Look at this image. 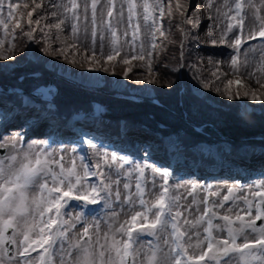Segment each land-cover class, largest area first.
<instances>
[{
	"label": "snow or ice",
	"instance_id": "6c2138e0",
	"mask_svg": "<svg viewBox=\"0 0 264 264\" xmlns=\"http://www.w3.org/2000/svg\"><path fill=\"white\" fill-rule=\"evenodd\" d=\"M99 0H91V42H87V37L83 39L80 36L81 9L80 0H61L54 5L59 12L53 13L57 16L55 23L45 25L41 28L43 42L45 47L43 51L52 55V44L59 42L61 47L56 49L60 55L68 59L67 52L69 49H82L85 54L91 52V56L85 55V61L88 63H98L99 59L105 64L113 61L115 57L120 56L122 47L120 46L121 37L117 35V30L111 23L107 24V31L110 33L108 45H105V37L100 35L99 46H97V4ZM108 11L107 16L112 17L115 7V0H107ZM127 4L128 23L132 27L133 18L137 16V8L143 9V20L149 37L148 44L141 43L139 45L138 54L129 58L125 54L121 63L130 65L131 60H141L147 65L149 76L153 75L152 56L157 49V34L160 37L165 36L162 25L157 23V17L154 13L159 11V18H163L165 10L160 0L156 3H150L149 0H142L138 4L137 0H124ZM252 5V0H248ZM214 0H208L207 7L212 8ZM32 10L27 13L28 28L23 30V36L30 41H35L36 28L33 24L39 26L41 20H33V13L42 7V0H31ZM20 2L13 0H0V29H3L4 35L0 36V60H10L15 45V29L20 28L19 21L16 22L11 39L6 41L9 36V22L15 19L13 10L19 8ZM227 11L222 15L229 21H236L239 25L241 33L243 32L244 15L242 14L245 7V0H223L222 5ZM254 6V5H253ZM7 7V18L3 13ZM24 8H28L29 4L24 3ZM261 7H264V0H261ZM88 0H83V18L88 19ZM184 6L177 0L176 10L180 11ZM220 14V9H216ZM257 13L259 8L256 9ZM233 13V15H229ZM168 15H172L171 3L168 5ZM181 15H184L181 12ZM120 16L123 18V6L121 7ZM218 18V17H217ZM256 20L259 21V32L253 31L248 39H255L257 35L264 37V18L257 15ZM43 19V17H41ZM211 19V17H209ZM151 23H148V22ZM184 23L192 24L199 27V21L192 18H186ZM70 24L71 43L66 41L69 38L61 39L64 32V25ZM234 25L228 23L226 28L220 32L219 39H210L213 46L217 44L228 43L229 47L235 48L237 54L241 46L239 37L228 41L227 35L232 31ZM45 28L47 31H45ZM55 29L56 34L53 39L50 35L51 30ZM140 25L137 23L132 27V42L129 44L127 40L125 45L135 47V41L139 39ZM183 32L184 30L181 29ZM87 28H85V33ZM128 35L127 31L123 34ZM186 36L187 33L185 32ZM213 35L212 31L208 32L209 38ZM8 47L5 50V43ZM76 53H73L75 55ZM147 57L148 59H145ZM75 63V61H70ZM247 63V62H245ZM238 55L231 57L230 66L233 74L239 73ZM92 70V69H90ZM108 71V68H103ZM131 67L123 72L125 78ZM257 71L264 75V64L257 68ZM216 76V72L212 73ZM253 76L254 73H250ZM217 79L219 77L217 76ZM154 79H150L149 83H155ZM256 83L261 84L260 79H256ZM228 86H242L241 80H228ZM204 87H208L205 83ZM220 91L219 88L216 89ZM229 100L237 98L239 93L234 97L228 91ZM245 96L252 100H261L255 92L244 93ZM20 138V139H17ZM2 139V138H0ZM88 146L92 149V154L97 157L94 165L95 171L84 163V157H79V164L75 156H71L66 161L63 154H59L54 150H49L47 141L32 142L23 147L21 133L17 132L13 138L4 140L0 143V148L11 147L12 151L6 156H0V245L6 242L16 244V237L22 236L20 243L25 247L21 256L28 254V249L35 247L43 248L45 245V254L39 257L40 264H53L52 256L59 255V264H264V227H256V221L264 219V181L255 183V190L250 192L252 197H259L258 203L255 204L256 214L253 219L244 222V216L237 214L235 219L230 215H219L214 211L217 207H223V202H227L233 197L234 188L227 189V195L222 197L221 203L209 204L208 197H220L219 191H207V195L202 200L205 205L203 211L194 219H189L184 215L190 209L181 203L183 197L179 193L180 185H169V173L167 170H161L148 164L133 163L130 169H125V165L129 164V159L123 156L118 157L117 154L111 155L107 152L97 150V145L91 140L87 141ZM18 145H21L18 147ZM76 153L75 147L70 150ZM7 161V163H5ZM115 171L117 176L131 177L136 173L135 182V199L131 192V184L125 182L123 188L126 190L125 201L131 205L130 219L125 220L118 225L114 220L107 221V231L101 230L100 219L89 217L84 211L87 206H100L101 211H105L107 215L108 209L112 208V199L119 201L121 193L119 179L113 180L112 173L106 172L104 169ZM151 168L153 177L159 175L162 183L157 185L155 178L151 181V188L148 187V179L145 170ZM91 177H99V183H91ZM113 185H116L115 189ZM197 185L192 184L187 190V196H192V204H196L195 193ZM148 197V198H146ZM247 204V215H252L253 201L247 196L242 197ZM78 202L80 211L70 213L69 208L75 210ZM139 204V210L136 204ZM199 211V208H198ZM231 211V209H229ZM113 218L117 214L111 213ZM214 220H221L223 224H215ZM240 222L239 227L236 223ZM81 228L77 230V225ZM199 228H203L204 236L201 239ZM11 229V236L6 235ZM191 229H196V242L193 244V235ZM258 233V236L250 241L247 232ZM214 232H226V237L216 236ZM35 234V238L33 235ZM135 234V235H134ZM142 236H150L153 241H143ZM243 237L242 242H238ZM57 245L59 246L57 248ZM147 245V248H146ZM163 245V246H162ZM167 248V251H165ZM194 248L198 253H190L189 249ZM257 249L256 252L253 250ZM7 254V249H3ZM46 256L48 257L46 259ZM2 264V260H0ZM24 264H32V261L25 260Z\"/></svg>",
	"mask_w": 264,
	"mask_h": 264
},
{
	"label": "rangeland",
	"instance_id": "374dc122",
	"mask_svg": "<svg viewBox=\"0 0 264 264\" xmlns=\"http://www.w3.org/2000/svg\"><path fill=\"white\" fill-rule=\"evenodd\" d=\"M8 0H6L7 4ZM13 2H17V0H13ZM20 2V7L13 10V16L15 19L9 22L8 32L9 36L6 38L11 39L13 28L17 21L21 24L20 28L15 29V41H20L25 43L23 45L24 48L28 49L27 56L31 60L42 61L44 60V67L47 71L50 72V75L55 74L57 79H63L64 82L75 83L76 86L80 88H85L90 91L94 90L101 92L102 87L106 85V82L111 88V90L116 92H124L128 91V95L135 96L145 100H154L156 99V93L162 92V88L166 85L159 81L158 78L149 76L147 72V65L144 61L141 60H131L130 65H124L121 63V59L125 54H128L131 59L132 56L138 54L139 45L143 42L145 45L148 44V34L145 28V21L143 20V9L137 8V16L133 18L132 27H135L137 23L140 25V33L139 39L135 41V47H130L125 45L124 41L127 40L129 44L132 42V27H129L128 23V12H127V4L124 3V0H115V7L113 9L112 17L107 16L108 11V3L107 0H99L97 4V46H99V37L103 35L105 37V45L107 47L110 33L107 31V24L110 22L111 25L116 28L117 35L121 37L120 46L122 47V51L120 56L115 57L113 61H110L108 64H105L103 60L99 59L97 55L98 63H88L85 61V55L91 56V52L85 54L82 49H69L67 52L68 59H65L64 56L60 55L56 49L61 47L59 42H54L52 44V49L50 51L53 52L52 55H48V57L44 56L41 53V48L38 49V53L41 57H37L36 50H31V45L38 42L40 43L42 49L45 47V44L42 39L41 28H44L45 25H51L56 22L57 16H53V13H58L59 10L54 6L61 2V0H42V7L36 10L33 13V20L40 19V25L37 26L35 24L32 27H35L37 30L35 32V41H30L26 37L23 36V30H26L29 26L27 23L28 17L27 13L32 10L31 0H18ZM66 2V0H65ZM81 2V9L78 11L81 14L80 27L81 32L80 36L82 39L86 36L87 42H91V0H88L89 8L87 17L88 19L85 21L83 18V0ZM150 3L155 4L156 0H149ZM28 3L29 7L24 8L23 4ZM137 3H142V0H137ZM160 3L163 5L165 10L164 17H168V5L171 3L172 11L176 10L177 0H160ZM184 8H182L179 13H185L183 16L186 18H192L194 20L199 21V27H195L191 24V26H187L185 24L184 33L187 35L183 36L182 34V45L181 48H184L185 51H188L190 54V58L182 63L184 65L182 68L178 65V61L173 59V62L168 64V68L170 71L178 72V75H182L185 79V82L188 86V89L191 94L201 97L206 103L213 107H217L219 105H223L228 102L230 104L238 103L240 110L245 109L246 111L254 112L256 114H261L264 116V87H261L260 84L256 83V79H260L261 84H264V75L261 72L257 71V68L264 64V37L256 36L255 39H248V37L255 32H259V21L256 20V16L264 18V7H261V0H252V5L248 3V0H245V7L243 11V15L245 17L243 23V32L241 33L239 25L236 24V21H229L224 18L222 15L223 12L227 11L222 5L223 0H214V4L212 8H208V0H179ZM254 5V6H253ZM123 6V18L120 16L121 7ZM220 9V14L217 13L216 9ZM259 8V12L257 13L256 9ZM177 11V10H176ZM4 17L7 18V7H5V11L3 13ZM229 15H233V13H229ZM154 16L157 17V23L162 25V30L165 32L164 37H160L157 34L158 44L157 49L153 52L152 56V70L156 59V52L159 49L160 44L163 45L162 40L164 38H168L169 32H172L170 27L171 21L167 19L165 22L164 17L159 18V11L154 13ZM43 17V19H41ZM211 17V19H209ZM218 17V18H217ZM185 18V19H186ZM148 23H151L150 21ZM228 23H232L234 25L231 32L228 33L227 39L228 41L233 40L236 37L241 39V46L239 53L237 54L235 48L229 47L228 43L225 44H217L213 46L210 43V39H219L220 32L226 28ZM64 32L61 34V39H67V43H71V29L70 24H66L64 26ZM180 25H177L176 28H179ZM85 28H87V32L85 33ZM45 31L47 29L45 28ZM127 31L128 35L125 37L123 34ZM212 31L213 35L211 38L208 36V32ZM56 30L52 29L50 35H52L53 39L55 37ZM191 35L193 41L192 46H187L188 35ZM4 35L3 29H0V36ZM14 41V42H15ZM27 44V45H26ZM8 44L5 43V50L7 49ZM73 53H76L73 55ZM17 51L13 50L10 55L12 59L10 60H0V69L2 70H10L16 64L18 65L19 55H17ZM233 55H238L239 61V73L233 74V69L230 66L231 57ZM174 58V57H172ZM145 59H148L145 57ZM75 61V63L70 62ZM247 62V63H245ZM107 67L108 71H104L103 68ZM124 67L125 69L131 67V71L129 72V79H132L130 82V86H128L124 80V78H115L114 72L117 68ZM92 69V70H90ZM134 70V71H132ZM216 72V76H213L212 73ZM28 73V72H26ZM25 73V74H26ZM39 73V72H38ZM250 73H254L253 76H250ZM217 76L219 79H217ZM54 77V78H55ZM108 77V78H107ZM150 79H154L155 83H149ZM167 80V78H165ZM165 80V81H166ZM228 80H241L242 86L237 87L236 85L228 86ZM50 81V80H49ZM48 81V82H49ZM55 91L57 80L54 83ZM60 83V82H58ZM207 83L208 87H204V84ZM61 85V83H60ZM38 88V87H37ZM35 88V89H37ZM219 88L220 91L217 92L216 89ZM230 91L235 97L237 93L239 96L232 100H229L227 97V92ZM251 94L255 92L258 96L261 97V100H252L249 97L245 96L244 93ZM3 93V90L0 89V94ZM46 92H44L45 94ZM22 102L24 105L31 106V108L27 112V116H24V119L20 123L17 124L19 117L14 114L20 113L18 112V106L14 105V107H9V102L3 101L0 98V143L4 140H8L14 137V134L19 132L21 133V138L23 141L22 146L27 147L29 143L39 142V141H47L49 144V150H54L59 154H63L66 157V161L69 157L75 156L77 159V163L79 164V157L83 156L84 163L89 164L90 167L95 171L94 165L96 163L97 157L92 154V149L89 148L87 141L91 140L93 143L97 145V150L101 152H107L110 155L112 153L117 154L118 157L123 156L129 159V164L125 165V169H130L133 163L139 164H148L150 166L157 167L161 170H167L169 173V185L177 186L180 185L179 193L183 198L181 203L185 205V207L189 208V211H186L184 215L189 219H194L199 216L203 211L205 205L202 203V200L207 195V191H219L220 197H208L209 204L212 203H221L222 197L227 195V189L229 187L234 188L233 197L230 198L229 201L223 202V207H217L214 209L219 215H230L235 219L237 214L244 216V222H248L254 218L256 214L255 204L258 203L259 197H252L250 192L255 190V183H259L264 181V148L255 147L256 150L252 151V148L248 144H242L240 146V154L242 156H236L234 158L228 159L230 163H226L227 167H217L214 164L215 169L209 170L203 168L204 166L198 167L199 174L194 172V169H188L186 162L189 163L188 159H186L180 152H178V147H175L176 140L174 139V135L172 136H159L162 139V143L158 146V150H162V146L166 149V154L168 151L172 150L167 154V157H159L160 155L149 156V151L151 148L150 142L154 141L153 136H149L147 134H143L144 132L133 129L135 131L126 130L124 126L119 127V133L121 134L119 138H113L108 135L105 129V124L101 122L99 119V123L101 126H94V129L90 130L88 134H77L74 136H69L67 134H61L60 129H56L49 125V123L44 122L41 124L40 128V119L38 118L39 114H36L33 111L32 107H38L35 102H32L28 99V96L22 94ZM48 107H53L52 105H47ZM225 108V106H223ZM12 109V110H11ZM22 112V110H21ZM43 112V111H42ZM14 113V114H13ZM31 113V114H30ZM185 117V114L182 115ZM18 119V120H17ZM173 120L176 117H172ZM177 120V119H176ZM92 122L91 120H89ZM15 123V124H14ZM14 125V126H13ZM124 127V128H123ZM108 128V126H107ZM42 129V130H41ZM111 129V128H108ZM197 129V128H196ZM199 129V128H198ZM54 130L57 131L53 132ZM200 130V129H199ZM210 130V129H208ZM211 131V130H210ZM129 138V143L124 142L125 139L121 138L122 134H125ZM214 133L213 131L210 132ZM217 135V134H216ZM69 136V137H67ZM202 137V136H201ZM20 139V138H17ZM159 141V140H158ZM65 142V143H64ZM136 144V146H133ZM21 145H18L20 147ZM119 146H125V148H121ZM133 151H130L132 148ZM75 147L77 149L76 153H72L71 148ZM129 149V150H128ZM193 150L202 152L204 155L210 154L214 157H218L220 155V151H228V142L224 140L220 136H213L211 141L208 139L204 140L202 138L198 141V143L194 144ZM12 151L11 147L8 148H0V156H6ZM128 151V152H127ZM130 152V153H129ZM161 154V153H160ZM244 155V156H243ZM170 160H174L178 165L175 167H170L168 163ZM224 160V159H223ZM259 160V161H258ZM197 161V159H196ZM227 161V159H226ZM183 162L185 165H181ZM198 162V161H197ZM225 162V160H224ZM258 162V163H257ZM7 163V161H5ZM257 163V164H256ZM234 164V165H233ZM106 172L112 173L113 180L119 179L121 181L119 185V191L121 193V199L119 201L112 199V208L105 211H101L100 206H87L84 211L88 213V216L96 217L100 219L101 230L107 231V221L114 220L118 225L119 223H123L125 220L130 219V208L129 205L125 201L126 190L123 188V184L125 182H129L131 184V192L133 193V198L135 199V182H136V173H133L131 177L125 176H117L115 171L105 168ZM145 175L148 179V187L151 188V181L155 178L157 185L162 183L160 176L155 175L153 177V173L151 172V168L145 170ZM99 177H91V183H99ZM192 184L197 185V192L195 193V198L197 203L192 204V196H187V190L191 188ZM116 185H113L115 189ZM247 196L249 200L253 201L252 215L248 216L247 209L248 206L245 204L242 197ZM148 198V197H146ZM73 204H77L75 210L69 208L68 211L73 213L74 211H80V207L78 202H72ZM137 210H139V204H136ZM199 208V211H198ZM231 209V211H229ZM115 212L117 214L116 218H113L111 213ZM215 224H223L224 222L221 220H214ZM257 222V221H256ZM240 222L236 223V227H239ZM256 227L261 228L264 227V219H261L259 223H256ZM81 228V225H77V230ZM193 235V244L196 242V229L190 230ZM199 233L201 239L204 236L203 228H199ZM6 235L11 236V230ZM135 235V234H134ZM216 236H224L226 237V232H214ZM248 239L250 241L254 240L258 233H252L250 230L247 232ZM35 238V234L33 235ZM17 243H9L10 247L7 248L6 243L4 245H0V260H2V264H24L25 260L32 261V264H40L39 257L45 252V249L48 247L45 245L43 248L38 246L35 247V251L32 248L28 249V254L25 256H21L20 252L23 251L25 245L20 243L23 237H16ZM141 240L153 241V238L150 236H142ZM243 237L238 242H242ZM163 246V245H162ZM59 246L57 245V248ZM147 248V245H146ZM3 249L9 250L7 254L4 253ZM167 251V248H165ZM190 253H198V250L194 248L189 249ZM254 252L257 249L253 250ZM48 258V257H47ZM53 264H59V255L52 256ZM211 264V262H208ZM255 264H259V261H256Z\"/></svg>",
	"mask_w": 264,
	"mask_h": 264
},
{
	"label": "trees",
	"instance_id": "16d2710c",
	"mask_svg": "<svg viewBox=\"0 0 264 264\" xmlns=\"http://www.w3.org/2000/svg\"><path fill=\"white\" fill-rule=\"evenodd\" d=\"M183 17L181 13L175 10L172 11L171 16L164 18L165 22H168L166 21L167 19L171 21L170 27L172 32H169L167 39L164 38L162 40L163 45L160 44L156 52L153 77L158 78L159 81L166 83L168 86H164L162 92L156 93L157 103L151 102V99L135 101L112 96L109 92L114 91L111 90L110 84L107 82L102 87L101 92H94V90L90 91L80 88L70 82L66 83L63 79H57L55 74L50 75V72L44 67V60H31L27 56L28 49L24 48L25 46L23 47V45L25 43L19 40L15 41L16 47L14 48L18 53L17 55H19L17 62L19 64H16L10 70L5 71L0 69V89L3 90L0 98L3 101L17 105L20 109L26 108L21 103L22 94L38 101L41 109L46 107L47 103H51L54 108L47 111L51 112H49V119L53 121L55 120L54 114L61 115L62 117L65 115L67 117L79 111L94 113L91 102L97 101L102 108L99 119L106 127L111 128L109 131L114 135L120 136L119 127L121 125L129 131L138 129L154 137V141L151 143V147L153 148L149 151V154L159 155L161 153L164 156H166V149L163 146L161 151L157 149L160 143H162V139L158 135L163 137L174 135V139L176 140L175 147L179 146V152L191 164H196L197 161H200L201 165L215 168L214 164L219 167L230 163L228 159L241 156L239 148L242 144H248L252 148V151H255V147L257 146L264 148L263 115L246 111L245 109L240 110L236 101L233 104L226 102L223 105L213 107L201 97L191 94L184 77L178 75V72L170 71L168 68V64L172 63L173 59L180 64L181 62H186L191 57L189 52L185 51L184 48H181L182 56L179 54L182 38L181 31L179 30H185L184 27L187 24L184 23L185 19ZM177 25H180V27L176 28ZM187 26L189 27L191 24H187ZM36 41L35 44L31 45V50H36L37 57L42 58L38 53V49L41 48V53L48 57L38 40ZM192 41L193 39L189 34L187 40L188 47L192 46ZM124 71V67H119L115 70L114 76L116 79L120 77L124 78L126 84L130 86L132 79H129V73L128 77L125 78L123 75ZM49 80L53 81L52 83L55 80L61 83V85L58 82L55 84L56 93L50 102L34 98L31 95L32 91L40 85H46ZM13 88L20 89L21 92H12L10 89ZM121 93L128 95V91ZM183 114H185V117H182ZM173 116L177 120H173ZM208 129L214 133L210 134L211 131ZM102 130L105 131L103 128ZM213 136H220L228 142V151H220L222 158L216 159L210 154L204 155L202 152H194L195 143H198L202 138L211 141ZM250 138L263 139L247 140ZM133 146H136V144H133Z\"/></svg>",
	"mask_w": 264,
	"mask_h": 264
},
{
	"label": "water",
	"instance_id": "95a60500",
	"mask_svg": "<svg viewBox=\"0 0 264 264\" xmlns=\"http://www.w3.org/2000/svg\"><path fill=\"white\" fill-rule=\"evenodd\" d=\"M13 91H16V89H13ZM18 91V90H17ZM40 91H45V94H41ZM55 93V87L51 84V82H49L46 86H39L37 89H35L32 92V95L37 97L39 96L40 98L44 99V100H49L51 98V96H53V94ZM111 95L116 96V97H120V98H125V99H130V100H138L140 98L135 97V96H131V95H127V94H122V93H117V92H109ZM153 102L157 103V100H152ZM96 106V104H95ZM260 221V220H259ZM259 221H257L256 223L258 224ZM10 231V230H9ZM8 231V233H9ZM6 246L7 248L10 247L9 242H6ZM7 252H9V250H7Z\"/></svg>",
	"mask_w": 264,
	"mask_h": 264
},
{
	"label": "bare ground",
	"instance_id": "6f19581e",
	"mask_svg": "<svg viewBox=\"0 0 264 264\" xmlns=\"http://www.w3.org/2000/svg\"><path fill=\"white\" fill-rule=\"evenodd\" d=\"M44 92L45 91H40V93L41 94H44ZM56 93V92H55ZM55 93L53 94V96L55 95ZM40 96V95H39ZM39 96H37V97H39ZM53 96H51V97H53ZM9 105V107L11 106L10 105V103L8 104ZM93 107H94V109L96 110V106H95V104H93ZM12 110V109H11ZM50 112V111H49ZM51 113V112H50ZM24 116H27V115H23L22 117H21V119L22 118H24ZM90 116L91 117H89V119L92 121V123H94V124H96V125H98V126H101V124L98 122L99 121V119H98V117H96L97 116V114H90ZM61 120H65L64 118H60ZM68 119V118H67ZM85 120H87L86 118H84ZM18 120V119H17ZM15 124V123H14ZM14 126V125H13ZM107 127H105V128H103V129H106ZM124 128V127H123ZM90 129H94V126H91L90 127ZM42 130V129H41ZM107 131H105L108 135H110L111 137H113V138H119L120 136L118 135V136H116V135H114L112 132H110L109 131V129H106ZM78 133H80V131L79 132H77V133H67V132H64L63 134H67V135H69V136H74V135H77ZM121 133V132H120ZM121 135V134H120ZM126 135V133L125 134H122V137L121 138H123V139H125V141L124 142H126V143H128V144H130L129 143V139L127 138V136H125ZM69 136H67V137H69ZM65 143V142H64ZM152 142H150V144H151ZM151 148H153V147H151ZM157 149H158V147H157ZM259 161V160H258ZM258 163V162H257ZM256 163V164H257Z\"/></svg>",
	"mask_w": 264,
	"mask_h": 264
}]
</instances>
